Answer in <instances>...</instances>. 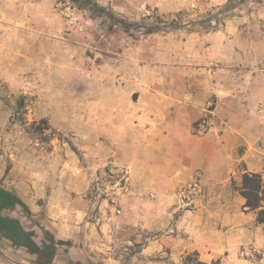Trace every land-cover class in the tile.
<instances>
[{"label": "rangeland", "instance_id": "obj_1", "mask_svg": "<svg viewBox=\"0 0 264 264\" xmlns=\"http://www.w3.org/2000/svg\"><path fill=\"white\" fill-rule=\"evenodd\" d=\"M101 1L103 9L93 0H0L1 181H20L23 169H13L17 160H32L59 144L70 146L80 163L89 166L84 195L101 200L102 196L110 198L113 191L125 192L124 171L112 169L109 163L92 166L88 159L95 156L76 150L79 140L75 136H63L47 119L41 122L39 118L44 107L49 108L50 101L59 96L98 97L101 80L108 74L120 77L122 85L163 82L171 92L190 81L214 89L219 85L228 99L258 113L254 119L241 121L249 142L264 147V111L259 112L264 106L260 101L261 106L255 104L256 97L264 101V0ZM172 19L174 24H170ZM103 64L108 66L102 69ZM216 95L206 100L215 103L213 113L205 111L194 123L196 132H205L219 121ZM202 119L207 121L204 131L196 128ZM82 125L71 127L79 131ZM90 127L96 129L97 124ZM243 143L247 144L244 139ZM141 193L149 200L136 204V219L143 226L138 224V231L107 232L99 253L90 252L93 257L113 264H219L204 262L198 252L185 249L186 232L178 233L174 224L178 216L172 210L175 198L181 207L190 209L202 194L192 195L193 202L185 205L180 192L177 197L162 190ZM12 214L34 230L37 242L49 229L42 213L24 215L14 210ZM100 216L97 205L88 217L96 223ZM146 217L153 220V230H144ZM54 237L62 240L56 264L94 263L81 250H73L70 239ZM238 254L247 264H264V247L248 245ZM32 259L33 254L8 242L0 246V264H33Z\"/></svg>", "mask_w": 264, "mask_h": 264}, {"label": "crops", "instance_id": "obj_2", "mask_svg": "<svg viewBox=\"0 0 264 264\" xmlns=\"http://www.w3.org/2000/svg\"><path fill=\"white\" fill-rule=\"evenodd\" d=\"M93 1L99 7L103 2ZM118 78L108 74L101 80L98 97H57L39 118L47 119L63 136H75L76 150L95 156L88 159L92 166L109 163L112 169L124 171L125 192L113 191L101 200L84 195L89 166L80 163L70 146L59 144L32 160H17L13 169H23L20 181L10 185L6 178L1 181L0 169V185L16 192L36 215L42 213L48 228L57 238L70 239L73 250H81L94 263L113 264L90 252L99 253L107 232H132L138 231V224L143 226L136 219V204L149 200L141 192L162 190L177 197L183 184L197 177L204 191L198 204L184 208L175 198L172 207L178 215L174 222L178 233L186 232L185 249L198 252L207 263L247 264L238 251L248 245L263 248L264 227L256 222L255 212L243 206L245 199L236 187L245 172L259 173L264 185V147L249 142L241 121L258 113L228 99L219 85L214 89L190 81L171 92L163 82L122 85ZM214 92L219 121L205 132H196L193 125L205 115L206 100ZM259 101L264 106L263 99L256 97L255 104L261 106ZM74 124L83 127L77 131L71 127ZM93 124L96 129L90 127ZM97 205L101 216L94 223L88 216ZM144 226L153 230V220L146 217Z\"/></svg>", "mask_w": 264, "mask_h": 264}, {"label": "trees", "instance_id": "obj_3", "mask_svg": "<svg viewBox=\"0 0 264 264\" xmlns=\"http://www.w3.org/2000/svg\"><path fill=\"white\" fill-rule=\"evenodd\" d=\"M90 0H86V2ZM103 9V7H100ZM172 19L170 24H174ZM41 122H45L44 119ZM244 197V207L255 212V220L264 225V207L261 200L264 195V185L259 173H243L241 184L236 187ZM18 210L24 215H30L31 211L25 202L13 190L0 185V246L8 242L13 248H20L24 252L33 254V264H56L54 258L58 253V246L62 240L55 239L50 229H45V236L39 242L35 240L36 233L27 229L21 223L19 216L13 215ZM100 264V263H89ZM103 264V263H101ZM198 264H205L199 262Z\"/></svg>", "mask_w": 264, "mask_h": 264}, {"label": "built area", "instance_id": "obj_4", "mask_svg": "<svg viewBox=\"0 0 264 264\" xmlns=\"http://www.w3.org/2000/svg\"><path fill=\"white\" fill-rule=\"evenodd\" d=\"M214 102L212 100H209L206 102V107H205V111L208 114H212L213 113V107H214ZM206 119H202L198 125H197V129L204 131L206 129ZM203 192V187L199 181V178L197 177H193L191 178V180L185 182L180 190V199L181 201H183L185 203V205L190 204V202H193V198L191 197L192 195H200ZM189 201L187 203V201Z\"/></svg>", "mask_w": 264, "mask_h": 264}]
</instances>
